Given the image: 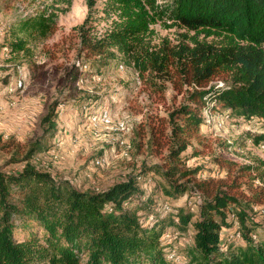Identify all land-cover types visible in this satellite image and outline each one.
Segmentation results:
<instances>
[{"label": "trees", "instance_id": "trees-1", "mask_svg": "<svg viewBox=\"0 0 264 264\" xmlns=\"http://www.w3.org/2000/svg\"><path fill=\"white\" fill-rule=\"evenodd\" d=\"M94 5L95 0H87L86 16L74 26L76 58L82 55L102 65L120 55L143 80L152 81L150 76L156 74L181 93V101L150 127L147 148L160 153L167 147L163 164L150 166L166 182L162 191L167 196L190 190L201 197L200 217L191 222L194 233L186 264H264V238L257 241L255 234H249V216L233 206L239 205L233 191L235 181L226 177L197 179V168L187 169L179 163L191 138L201 142V111L209 107L208 99L231 111L264 119V0H104L103 15ZM112 15L118 20L97 32L101 20ZM54 16L53 11L37 13L12 25L10 52H27V37L52 32ZM157 21L221 36L223 41L193 39V44L157 48L144 39L150 24ZM79 74L72 64L58 76L70 95L79 89L75 85ZM217 79H222L221 85ZM153 84L155 91H163L160 83ZM55 106L53 102L41 118L46 131L56 126ZM261 137L253 136V142ZM40 139L27 149L20 170L0 169V264H178L166 256L169 245L161 238L168 223L163 221L168 219L179 230H186L190 212L179 207L169 217L148 210L150 220L141 219L139 207L129 204L143 207L149 201L147 195L143 199L135 176L98 192L55 178L28 162L43 149ZM142 146L137 143L138 149ZM216 158L228 169L236 165L225 157ZM237 169L255 172L262 185L254 188L248 200L264 203V159ZM233 223L232 237L238 233L243 244H221V228Z\"/></svg>", "mask_w": 264, "mask_h": 264}, {"label": "rangeland", "instance_id": "rangeland-1", "mask_svg": "<svg viewBox=\"0 0 264 264\" xmlns=\"http://www.w3.org/2000/svg\"><path fill=\"white\" fill-rule=\"evenodd\" d=\"M103 3L104 0H95L99 15H103L100 11ZM87 9V0H0V169L20 170L26 163L27 149L41 138L43 149L34 153L28 162L78 189L98 192L135 176L143 199L147 195L149 201L143 207L135 206L134 202L129 204L139 207L141 219L150 220L152 215L147 214L148 210L170 217L182 207L184 213L192 214L186 230L182 231L167 222L168 219L163 221L168 223L161 238L169 245L167 258L173 259V263L186 264L194 233L191 222L200 217L201 197L190 190L175 197L167 196L162 191L166 182L150 169L155 163L163 164L167 147L160 153H151L147 148L150 127L181 101V93L176 92L169 80H162L156 74L150 76L152 81L143 80L120 55L102 65L82 55L76 58L78 38L74 26L83 21ZM50 11L55 15L53 31L44 37H27V52L11 53L10 27L26 17ZM113 19L118 20L117 15L101 20L96 26L97 32L111 25ZM144 39L157 48L180 42L193 44V39L217 44L223 41L221 36L167 26L161 21L150 24ZM76 60L85 62L86 67L80 70L75 81L78 91L70 95L68 88L59 84L58 76ZM153 82L160 83L163 91H155ZM221 84L222 79H217V85ZM53 102H56V126L46 131L41 118ZM207 104L209 107L201 111V142L191 138L180 153L179 163L187 169L197 168V179L226 177L229 182L235 181L237 187L233 191L239 205L233 206L246 211L251 223L249 234H255L256 240L261 241L264 203L248 199L262 183L254 177V171L241 173L237 167L264 159V121L215 105L210 99ZM103 110L111 118L107 126L99 120ZM118 122L125 123L124 132L115 128ZM253 136L262 137L255 143ZM141 142L143 146L138 149L137 143ZM218 156L236 165L230 169L221 166ZM125 205L128 204L125 202ZM235 227L233 223L221 228V244H243L238 233L232 237Z\"/></svg>", "mask_w": 264, "mask_h": 264}, {"label": "built area", "instance_id": "built-area-1", "mask_svg": "<svg viewBox=\"0 0 264 264\" xmlns=\"http://www.w3.org/2000/svg\"><path fill=\"white\" fill-rule=\"evenodd\" d=\"M74 64H75V66L78 67L79 70H82V68H85L86 67V63L80 62L79 60L74 61ZM256 117L260 121H262V122L264 121L263 118L258 117V116H256ZM99 120H100L101 123H103L106 126L111 123L110 115H109V113L106 110H103L102 112H100V119ZM115 128L118 129V130H120V131H122V132H124L125 131V128H126V125L123 122H118ZM253 130H255V128L252 129V131ZM120 143L123 144V145H125V142L123 140H121ZM98 162L99 163H102L101 160H99Z\"/></svg>", "mask_w": 264, "mask_h": 264}]
</instances>
